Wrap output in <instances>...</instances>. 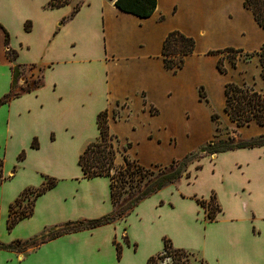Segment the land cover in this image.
I'll list each match as a JSON object with an SVG mask.
<instances>
[{
	"label": "crops",
	"instance_id": "1",
	"mask_svg": "<svg viewBox=\"0 0 264 264\" xmlns=\"http://www.w3.org/2000/svg\"><path fill=\"white\" fill-rule=\"evenodd\" d=\"M50 1L0 0V102L11 91L13 66L21 68L17 86H25V80L41 82L36 89L0 104L5 142L16 146L14 154L19 155L16 168L9 165L1 170L0 164L3 245L30 241L66 223L96 220L114 211L107 178L84 179L78 164L75 172L61 166L51 174L35 163L43 144L56 145L60 138L72 142L78 162L85 147L99 137L97 115L115 111L122 117L115 121L110 116L109 131L121 148L131 144L127 156L145 167L167 166L211 138L202 137L195 146L177 153L174 135L161 136V131L177 129L180 117L192 111L190 104L197 109L204 103L198 88L207 89L205 76L221 75L216 68L219 56L207 52L233 48L254 53L264 43V30L244 8V0H157L147 19L119 11L115 0H69L48 8ZM171 31L196 43L194 53L176 73L166 69L162 56L163 41ZM201 44L203 51H199ZM236 67L222 74L227 76L223 84H248L256 78L262 88L259 68L242 77L231 73ZM27 69H36L39 78L33 73L27 76ZM150 108L156 114L151 115ZM51 157L47 154L44 161ZM207 161L219 177L217 186L207 195L185 191L197 178L192 179V174ZM198 166L199 170L194 166L187 171L189 177L140 201L123 219L64 234L21 252L0 249V264H146L168 239L153 234L146 212L159 214L188 201L194 216L202 213L204 227L198 243L187 251L206 264H264V147L209 155ZM46 175H53L56 184L34 200L29 217L9 230V206L25 190L41 188ZM211 194L220 208L213 221L197 203L208 201Z\"/></svg>",
	"mask_w": 264,
	"mask_h": 264
},
{
	"label": "trees",
	"instance_id": "2",
	"mask_svg": "<svg viewBox=\"0 0 264 264\" xmlns=\"http://www.w3.org/2000/svg\"><path fill=\"white\" fill-rule=\"evenodd\" d=\"M69 0H51L47 3L48 8H57L68 3ZM115 7L126 14L133 15L140 19L149 18L155 11L157 0H115ZM244 8L251 11L257 25L264 30V0H244ZM27 29L28 26H25ZM8 41V35L5 32V43ZM195 40L187 37L179 31L169 32L162 45L163 62L167 70L176 73L183 68L187 57L191 56L195 51ZM8 52L7 59L12 62L13 57ZM208 55L220 56L217 61L216 68L221 74L227 71L223 68L222 58L230 56L229 62L235 67L239 57L243 60L258 57L259 77L262 81L260 91L256 90L252 85H238L233 82H227L224 85V105L223 113L228 120L237 128L249 127L256 124L264 127V43L257 52L244 53L242 50L226 48L223 50L209 51ZM21 68L16 65L12 67V87L10 93L2 99L0 104L7 103L10 99L18 97L21 93L30 92L40 86V80L27 82L25 86H17V81L21 77ZM199 99L207 102L203 88H199ZM119 106V104H116ZM115 118L117 112H113ZM218 119L217 114L211 115V121ZM99 137L89 143L78 158V166L81 169L84 179H92L96 177L107 178L110 182L111 200L113 204V213L96 220L69 222L64 224L58 231L41 235L30 241H16L10 245L0 244V249L6 251H25L30 247L43 243L46 240H52L64 234L77 233L80 231L95 229L112 223L117 219H123L137 206L140 201L157 193L165 186L173 184L183 177H189L187 166L192 159L198 157L199 153L204 155H214L237 149H247L255 147H264V134L252 138L249 141H240L235 143L234 139L217 140L208 142L203 146L198 154H187L181 160H174L168 166L159 165L145 167L137 160L130 159L126 151L131 144L120 147V141L117 136L109 131L108 111L105 110L97 115L96 119ZM32 147H36L33 143ZM117 158L119 160L117 161ZM161 169L167 172L156 175L155 170ZM200 166L196 167L199 170ZM156 175V176H155ZM155 176V177H153ZM45 184L37 190H25L13 204L9 206V218L7 220V228L10 230L21 219L29 217L33 211L34 200L56 184L51 178H45ZM2 178L0 175V184ZM30 193L33 199L28 207H23L21 201ZM215 196L212 195L209 201L197 200V203L205 211L208 220L213 221L216 214L220 212L219 206L212 207ZM169 261V262H168ZM146 264H206L203 259L198 257L194 252L184 249L174 248L168 239H163L162 252L150 257Z\"/></svg>",
	"mask_w": 264,
	"mask_h": 264
},
{
	"label": "rangeland",
	"instance_id": "3",
	"mask_svg": "<svg viewBox=\"0 0 264 264\" xmlns=\"http://www.w3.org/2000/svg\"><path fill=\"white\" fill-rule=\"evenodd\" d=\"M203 49H204V45L202 44L199 45V51H203ZM0 50H1V44H0ZM229 58L231 57L225 55L222 58L223 68H225V70L227 71L229 70V68H235L236 65H238L236 67L238 68L237 71L231 72L234 73L235 75L239 74L243 77L244 74H250L252 71L256 72L257 69L259 68L258 57L256 56L246 60H243L242 57H239L236 61L235 67L231 66L229 62ZM208 65L210 70L212 71L213 68L212 63ZM27 71H28L27 76H30V73H33L34 76H36L37 78H39L38 76H40V73L36 69H32V70L27 69ZM226 73H229V71H227ZM224 75L222 74L221 75L217 74L214 76L206 75L205 80L204 78L203 80L205 81L207 89L204 90V88L203 87L202 88L206 96L207 102L199 99L201 102L204 103H199L197 109L194 105L190 104V109L192 111L190 110L191 112L189 113V115L187 116L183 115L182 117H180L178 127L175 131L170 129L161 131V136L163 139H165L168 135H174L177 144V153H182L185 150L189 149L190 147L195 146L196 142L200 141L202 137L205 136L206 137L211 136L208 142L217 141V140L228 141V139H234L235 143H239L240 141H249L252 138L264 134V127H259L256 124H251L249 127L237 128L233 123H231L228 120L226 115L223 113V105H224L223 91H224V85L227 83L225 82L223 84L224 80L227 77ZM255 79L256 78H254V81L252 80L250 82H247L248 84L246 85H252L256 90L260 91L261 85L256 83ZM258 79H260V77ZM221 84H223L222 91H221ZM192 95H194V92H192ZM122 107L124 108L125 104H123ZM149 111L151 115L156 114L155 109L153 108H150ZM212 114L218 115V119L215 122H211L210 120ZM110 116L112 117L113 120L115 121L117 120V118L114 117L112 111L111 113H108V122ZM117 116L122 117L121 114H119V112H117ZM139 135L140 132L138 133V136ZM5 137L6 136L4 135V129L2 127V120H1L0 121V164H2L1 170L3 169V166L7 167L9 165H12L13 168L14 167L16 168L17 167L16 161H18V156H19L14 154L16 146L10 144V142L7 145V143L5 142ZM57 141L58 142L56 143V145L53 144L49 146L43 144L41 151L38 153L37 157L34 158V162L41 166H44V169L49 171L51 174H57L59 169H61V166H66V168L75 172L77 170V162H76L77 156H76L75 147L72 145L73 143L72 142L70 143V141L63 140V138H60V140L58 139ZM171 142L174 143V139L171 140ZM124 144L125 143L122 142V145ZM200 149L193 152L192 154H198ZM47 154H50L52 156L48 163L44 161L46 160V158L44 157L47 156ZM207 156L209 155H204L202 152L199 153L197 158L192 159L190 161V164L187 166V171L189 169H192L194 166H195L194 168H196L201 163V160ZM131 157H135V156L131 155ZM28 164L31 165L30 163ZM28 164L25 166V169H27ZM202 166L203 168L201 171L197 172L196 174H192V179L195 175L197 176V178L193 180L188 187L184 188L185 191H190V193L198 192L201 195H207L209 191L212 190V188L217 186L219 177L213 175L212 163H210L209 161H207L206 163L202 162ZM165 172L167 171L164 169H161L160 171L158 169L155 170L156 175ZM185 174L186 173H184L183 176H186ZM52 176L53 175L50 176L46 175L45 177L51 179L55 178ZM32 199H33V195L28 193L27 196L22 199L21 205L23 207H28ZM190 204L191 203L189 201L188 203L182 202L180 204L174 205L173 209L169 207L168 209L161 210L159 214H156L154 210L152 211V214L149 211H147L146 216L149 217L150 219L149 224L153 234L159 233L161 234V236L170 239L172 243H174L175 245H179V247H182V249L192 250V248L198 243V240L201 236L202 229L204 227L203 225L204 221L200 210H197L198 212H200L197 216H194L195 213L193 215L194 211L192 209V206H189ZM215 206H217L216 201L212 203V207L215 208ZM158 217H160V219ZM180 219L181 221H179ZM131 230H134V225H131ZM153 240L156 241V236L153 238Z\"/></svg>",
	"mask_w": 264,
	"mask_h": 264
}]
</instances>
